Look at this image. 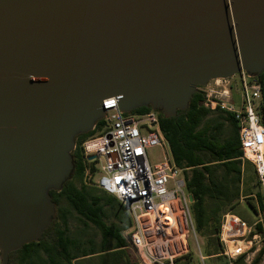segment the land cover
Listing matches in <instances>:
<instances>
[{"label":"water","instance_id":"95a60500","mask_svg":"<svg viewBox=\"0 0 264 264\" xmlns=\"http://www.w3.org/2000/svg\"><path fill=\"white\" fill-rule=\"evenodd\" d=\"M263 71L264 0H0L1 264L56 219L50 192L105 99L170 118L211 81Z\"/></svg>","mask_w":264,"mask_h":264},{"label":"built area","instance_id":"2783aa9c","mask_svg":"<svg viewBox=\"0 0 264 264\" xmlns=\"http://www.w3.org/2000/svg\"><path fill=\"white\" fill-rule=\"evenodd\" d=\"M235 77L217 79L211 81L215 83L212 86L210 83L200 87L199 90L205 94L202 105L211 111L220 109L235 119L241 159L254 166L264 204V120L260 113L262 88L254 77L245 72L238 74L237 79ZM120 98L112 96L104 100L102 128L82 144L86 165L84 178L114 196L127 209L133 220L128 241L138 253L140 264H176L178 258L189 253V235L197 238L192 215L194 200L187 190L185 170L174 164L160 130L159 112L122 113ZM152 148L167 149L169 154L165 155L163 161L152 164L147 154ZM95 174L100 177L95 179ZM229 215L223 216L220 232L223 246L228 240L236 242L239 238H245L247 232L250 237H262V246L257 249L253 259L245 258L247 264H253L255 255L264 249V232L252 234L246 222L240 218L235 222L232 220L234 216ZM259 222H264L262 217ZM249 243L252 245V242ZM197 246L200 259L204 261L198 241ZM242 253L230 255L225 251L226 264H235Z\"/></svg>","mask_w":264,"mask_h":264},{"label":"trees","instance_id":"16d2710c","mask_svg":"<svg viewBox=\"0 0 264 264\" xmlns=\"http://www.w3.org/2000/svg\"><path fill=\"white\" fill-rule=\"evenodd\" d=\"M254 79L262 88L260 113L264 120V71ZM204 98V92L198 90L187 110L178 111L176 116L170 118L159 112V126L174 164L185 170L187 190L194 200L192 215L196 231L203 237L216 236V240L212 241L219 242L223 216L230 209H234L242 198L243 164L248 161L243 162L241 159L238 125L233 116L220 109L214 112L204 108ZM149 111L152 109L142 107L133 113L144 114ZM213 113L218 115L217 119H209ZM102 125L101 120L94 130L77 137L76 148L72 153L75 165L72 178L64 184L60 192H50L56 204V219L38 242H32L10 254L9 264H13L15 257H19L18 264H31L34 254L40 251L47 255L48 264H91L95 257H98L101 264H140L139 260L131 258L128 254L130 244L128 238L122 235L126 228L108 225L106 222L107 205L111 206L116 214L125 213L128 218L127 209L114 196L96 186H88L83 181L86 165L82 144L95 136ZM106 194L108 196H105ZM255 198L260 210L264 211L262 194L258 192ZM64 202L82 218L86 226L92 224L100 230L102 239L99 244L73 238L68 234V217L64 213ZM252 207L255 209L253 204ZM127 225V228L131 227L130 223ZM254 230L255 233L262 234L264 222L257 223ZM48 238H54L53 245L49 244ZM221 246L217 243L213 250L208 251L207 256L218 255L219 258ZM263 255L264 249L258 253L253 264H259ZM245 258V254L239 256L235 264H245ZM185 259L189 262L190 256L177 259L176 264H186Z\"/></svg>","mask_w":264,"mask_h":264},{"label":"rangeland","instance_id":"374dc122","mask_svg":"<svg viewBox=\"0 0 264 264\" xmlns=\"http://www.w3.org/2000/svg\"><path fill=\"white\" fill-rule=\"evenodd\" d=\"M238 77L236 76L235 79H237ZM233 82H235L233 80ZM211 83V82H210ZM209 83V84H210ZM215 83H211L210 85H214ZM238 99H240V96H238ZM214 112H217L216 110ZM217 114L213 113L209 116V119H217ZM229 127L228 125H226V130H228ZM90 147H94V146H90ZM84 151V149L82 148V152ZM148 157L149 160L152 164H156L157 162L163 161L164 157L166 154H169V151L167 149L163 150L161 148H152L149 149L148 152ZM244 162V161H243ZM100 177L99 174H95L94 178L98 179ZM243 184L241 186L242 189V198L240 200V202L237 204V206L234 209H230L228 212L230 215L229 216H236L237 218L242 219L244 222L247 223L248 228H250L252 231V234H257L255 233V223L259 221V219L262 217V219L264 220V211H261L259 208V204L257 202V199L255 198V194H257L258 192H260L262 194V188L260 185V182L258 180V177L256 175L255 172V168L252 164L245 162L243 164ZM84 183L88 186H95L94 183L90 182L89 180H85L84 178ZM105 196H108V194H106ZM106 199V198H105ZM252 204L255 206V209L252 207ZM63 209H64V213L67 215L68 217V222H67V226H68V234L73 237V238H80L82 240H88V241H92L96 244H99L101 242L102 236L100 233V230L93 226L92 224L89 225H85L83 223L82 218L75 212L73 211V209L69 206V204L67 202L63 203ZM106 212H107V216L108 219L106 220L108 225H117L119 227H124L126 228L123 232L122 235L125 238H128L131 230H132V225H133V220L129 215V219L126 217L125 213H121V214H116L115 210L112 209L111 206H106L105 207ZM128 213V211H127ZM261 214V217L259 216ZM130 223L131 227L127 228V224ZM234 225V223H233ZM232 225V226H233ZM236 225V224H235ZM222 228V225H221ZM222 230V229H221ZM197 233V238H195L193 236V234L189 235L188 238V247H189V253H187L186 255L180 257V258H184L185 256H190L189 262H187L188 260H184V263L186 264H226L228 259L225 256V251H228V254L230 255H235V254H240L237 252H233L230 248V244L229 242H231L232 240H228V242H226V244L223 246L221 244L220 238H221V233L219 234V242L218 241H212L213 239L216 240V236L214 237H203L200 233ZM49 241L50 245L54 244V238H48L47 239ZM197 241L198 244L200 245L201 248V253L202 255L205 257V260L202 261L200 259L199 256V250H198V246H197ZM234 242V241H232ZM249 242H252V245H250ZM217 243H220L221 246V252L219 255L220 257H218V255H213V256H207L208 251L209 250H213L214 246H217ZM236 245V246H235ZM235 247L238 248L239 251H244L245 255H246V259L251 258L253 259V256L255 254V252L257 251L258 248H260V246H262V237L257 235V238L254 237H250L249 232H247L245 238H239L236 240ZM249 248V249H248ZM208 249V250H207ZM241 252V253H242ZM242 253V254H244ZM128 254L131 256V258H134L136 260H139V255L138 253L130 246V249L128 250ZM239 256V255H238ZM256 257V255H255ZM254 257V259H255ZM18 258L19 257H15L14 258V262L13 264H18ZM178 258V259H180ZM47 255L43 252L40 251L37 254H34L33 259L31 261V264H48L47 262ZM238 259V257H237ZM236 259V260H237ZM245 259V260H246ZM90 259H87V261ZM93 261L91 264H101L99 262L98 257L93 258ZM1 264V261H0ZM83 264H89V263H83ZM109 264V263H106ZM245 264L246 261H245ZM259 264H264V257L262 258L261 262Z\"/></svg>","mask_w":264,"mask_h":264},{"label":"bare ground","instance_id":"6f19581e","mask_svg":"<svg viewBox=\"0 0 264 264\" xmlns=\"http://www.w3.org/2000/svg\"><path fill=\"white\" fill-rule=\"evenodd\" d=\"M232 220H234L235 222H238L239 218H237L236 216H234V217H232ZM229 243H231V244H230V248H231V250H232L233 252H237V253H241V252H242V251H239L237 247H235L236 245L234 246L235 242H232V241H231V242H229Z\"/></svg>","mask_w":264,"mask_h":264},{"label":"crops","instance_id":"0c3cea01","mask_svg":"<svg viewBox=\"0 0 264 264\" xmlns=\"http://www.w3.org/2000/svg\"><path fill=\"white\" fill-rule=\"evenodd\" d=\"M169 150H170V149H169ZM248 163H250V162H248ZM250 164H251V163H250ZM128 215H129V214H128ZM234 216H235V215H234ZM257 223H261V222L258 221V222L255 223V225H256ZM261 224H263V223H261ZM243 253H244V251H243ZM244 254H245V253H244ZM241 255H243V254H241ZM241 255H240V256H241Z\"/></svg>","mask_w":264,"mask_h":264}]
</instances>
